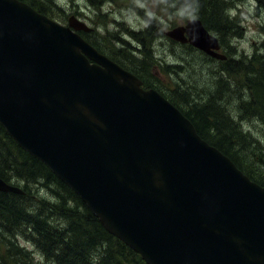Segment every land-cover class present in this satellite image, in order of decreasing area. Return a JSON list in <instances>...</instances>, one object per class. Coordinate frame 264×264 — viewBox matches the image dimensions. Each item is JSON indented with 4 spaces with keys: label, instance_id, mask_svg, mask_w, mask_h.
<instances>
[{
    "label": "water",
    "instance_id": "water-1",
    "mask_svg": "<svg viewBox=\"0 0 264 264\" xmlns=\"http://www.w3.org/2000/svg\"><path fill=\"white\" fill-rule=\"evenodd\" d=\"M63 24L0 0V123L148 264H264V186L157 89ZM218 59L199 18L165 30ZM0 191L24 194L0 177Z\"/></svg>",
    "mask_w": 264,
    "mask_h": 264
},
{
    "label": "trees",
    "instance_id": "trees-1",
    "mask_svg": "<svg viewBox=\"0 0 264 264\" xmlns=\"http://www.w3.org/2000/svg\"><path fill=\"white\" fill-rule=\"evenodd\" d=\"M23 1L53 18L48 3L41 0ZM143 1L163 5L168 10L172 5L188 9L216 34L223 45H230L227 43L228 34L235 35L241 31L235 21L238 18L232 19L228 14L230 5L241 0ZM257 2L264 7V0ZM147 22L145 31L131 32V36L143 46L141 61L124 51L117 52L110 44L112 52L119 59L116 61L122 66V61L130 63L132 68L124 67L139 76L145 88L154 85L134 69L145 70L151 79H155L150 60L154 56V41L163 37L175 42L165 34L163 28L166 25L159 24L155 17L148 18ZM183 45L193 47L188 43ZM261 52L236 63H232L235 60L227 61L225 70L230 78L235 75L233 73H240V77L244 76L246 80L248 78V83H245L248 100L241 102L244 117H258L264 121V40L261 42ZM154 88L193 122L202 138L229 156L252 180L264 186V151L259 146L253 147L255 142L247 137L249 133L224 108L214 103L212 97L205 102L193 99L188 88L181 89V85L174 88L175 94L172 96L160 88ZM0 177L25 191L24 194L0 191V264H148L138 252L107 231L81 197L45 163L23 149L1 123ZM36 184L49 189L50 195L36 194ZM24 238L36 246L41 253L39 256L44 257L43 261L21 243Z\"/></svg>",
    "mask_w": 264,
    "mask_h": 264
},
{
    "label": "rangeland",
    "instance_id": "rangeland-1",
    "mask_svg": "<svg viewBox=\"0 0 264 264\" xmlns=\"http://www.w3.org/2000/svg\"><path fill=\"white\" fill-rule=\"evenodd\" d=\"M41 1L50 5L53 18L62 23H68L71 16L83 21L92 31H87L88 35L83 33L89 42L110 58H115V61L119 59L116 57L117 54L112 52L110 44L114 45L117 52L121 50L139 61L142 60L143 46L131 36V32L145 31L148 27V18L155 17L159 24L166 25L164 30L171 29L172 25H183L188 19L194 18V14L188 9L172 5L168 10L163 5L157 6L156 3L151 4L143 0ZM228 14L232 19L238 18L234 20L238 22L241 31L235 35L228 34L227 43L230 45L221 44L220 53L226 55V59H218L193 45L190 48L178 41L173 42L162 37L156 39L152 47L154 56L150 59L151 73L156 76L155 79H151L149 72L145 70H134L165 94L174 95V88L181 85V89L188 88L193 99L205 102L208 97H212L214 103L224 108L226 113L233 116L234 120L243 126L242 129L249 133L247 137L255 142L253 147L259 146L264 151V121L258 117L246 119L244 109L241 107V102L248 100V91L245 87L248 78L246 80L244 76L240 77V73H233L235 75H231L230 78L225 70L227 61L235 60L232 63H236L253 57L254 53H262L264 7L259 6L257 0H241L230 5ZM211 33L215 34L213 31ZM122 63L125 67L132 68L127 61ZM252 152L251 148L250 153ZM34 187L36 194L50 195L49 189L42 185L36 184ZM21 243L33 250L38 259L44 260L30 240L24 238Z\"/></svg>",
    "mask_w": 264,
    "mask_h": 264
},
{
    "label": "flooded vegetation",
    "instance_id": "flooded-vegetation-1",
    "mask_svg": "<svg viewBox=\"0 0 264 264\" xmlns=\"http://www.w3.org/2000/svg\"><path fill=\"white\" fill-rule=\"evenodd\" d=\"M88 32H92V31H88ZM84 33V32H83ZM86 33V32H85ZM87 34V33H86ZM88 35V34H87ZM84 36H85V34H84ZM86 37V36H85ZM221 49H222V47H221ZM220 49V50H221ZM99 50V49H98ZM100 51V50H99ZM206 53V52H205ZM112 59V58H111ZM112 60H114V59H112ZM115 61V60H114ZM115 62H117V63H119L118 61H115ZM120 64V63H119ZM125 68V67H124Z\"/></svg>",
    "mask_w": 264,
    "mask_h": 264
}]
</instances>
